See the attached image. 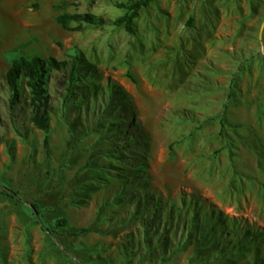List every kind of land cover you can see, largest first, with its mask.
<instances>
[{
  "label": "rangeland",
  "instance_id": "rangeland-1",
  "mask_svg": "<svg viewBox=\"0 0 264 264\" xmlns=\"http://www.w3.org/2000/svg\"><path fill=\"white\" fill-rule=\"evenodd\" d=\"M128 1L0 0V264H264V0H153L132 34ZM30 55L65 62L45 131L3 78Z\"/></svg>",
  "mask_w": 264,
  "mask_h": 264
},
{
  "label": "trees",
  "instance_id": "trees-1",
  "mask_svg": "<svg viewBox=\"0 0 264 264\" xmlns=\"http://www.w3.org/2000/svg\"><path fill=\"white\" fill-rule=\"evenodd\" d=\"M152 1L130 0L115 4L116 8L122 10V14L116 16L111 21V24L115 27L120 26L126 33L132 34V21L136 17L138 10L145 8ZM69 21L92 26H100L103 23L101 17L90 13H63L55 17V22L60 27H65ZM64 65V61L55 60L50 56L46 58H40L36 55L28 57L18 56L10 61L3 74L5 84L10 90L12 97L17 95L19 84H22L26 89V105L31 110L29 121L34 128L40 131L47 129V95L45 92L47 73L50 70L58 71ZM45 142L46 137L42 140L43 145H45ZM0 195L20 201L17 192L5 186H0ZM29 207L34 214H39L38 206L35 203H30ZM58 223H63V220L59 219Z\"/></svg>",
  "mask_w": 264,
  "mask_h": 264
},
{
  "label": "water",
  "instance_id": "water-1",
  "mask_svg": "<svg viewBox=\"0 0 264 264\" xmlns=\"http://www.w3.org/2000/svg\"><path fill=\"white\" fill-rule=\"evenodd\" d=\"M263 25H264V20H263V21L260 23V25H259V29H258V40H259V38H260V31H261ZM261 54L264 56V52H263L262 49H261ZM34 215H35V214H34Z\"/></svg>",
  "mask_w": 264,
  "mask_h": 264
}]
</instances>
